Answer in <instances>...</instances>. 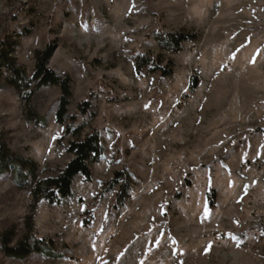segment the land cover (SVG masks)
I'll return each mask as SVG.
<instances>
[{"label":"rangeland","instance_id":"obj_1","mask_svg":"<svg viewBox=\"0 0 264 264\" xmlns=\"http://www.w3.org/2000/svg\"><path fill=\"white\" fill-rule=\"evenodd\" d=\"M174 31L198 39L171 54L157 35ZM0 39L30 77L36 51L53 48L49 67L73 80L67 124L98 130L105 148L58 204H35L0 172V233L56 255L13 258L0 245V264H264V0H0ZM139 54L173 73H137ZM7 76L0 141L58 175L75 139L56 119L60 88L36 91V124ZM120 170L132 173L122 203L119 185L104 191Z\"/></svg>","mask_w":264,"mask_h":264},{"label":"trees","instance_id":"obj_2","mask_svg":"<svg viewBox=\"0 0 264 264\" xmlns=\"http://www.w3.org/2000/svg\"><path fill=\"white\" fill-rule=\"evenodd\" d=\"M160 47L163 50L176 54L182 50L185 41L197 40L196 33L170 32L157 35ZM7 42L0 39V75L3 70L8 73L7 82L16 87L24 104V111L28 119L36 124L45 125L46 119L35 109L33 97L38 89L44 86H58L61 90L58 108L56 112L57 122L65 124L64 133L72 134L75 139L69 141L68 151L73 158L60 168L58 175L41 177L36 160L28 159L13 153L6 143L0 141V172L13 170L16 173V181L20 186L29 189L33 202L37 204L42 199L51 204H58L66 198L73 196V182L78 175L86 180L92 178L91 164L101 160L105 148L101 140V134L94 129L82 137L83 125L74 126L75 116L69 118V105L73 96L72 78L69 74H60L49 67V61L53 55L51 46L44 50L36 51V65L32 76L17 64L12 55L14 50L6 47ZM137 73H141L146 66H152L153 71H160L161 75L169 76L173 73L171 68L161 66L159 58L149 54H139L134 59ZM199 80H195L193 87L198 86ZM82 111L90 108V103L84 101L80 105ZM132 173L127 170L117 171L114 177L104 182V191H111L119 185L117 200L123 202L127 197L131 186ZM216 203V191L211 189L208 195V204L214 206ZM15 237L14 229H8L0 233V245L3 252L13 258H25L33 252H41L44 255L56 256L44 239L34 238L22 240L13 244Z\"/></svg>","mask_w":264,"mask_h":264},{"label":"snow or ice","instance_id":"obj_3","mask_svg":"<svg viewBox=\"0 0 264 264\" xmlns=\"http://www.w3.org/2000/svg\"><path fill=\"white\" fill-rule=\"evenodd\" d=\"M254 62V61H253ZM150 105H146L145 107H149ZM83 210V209H82ZM157 246H159V244H157ZM211 245H209V247H210Z\"/></svg>","mask_w":264,"mask_h":264}]
</instances>
